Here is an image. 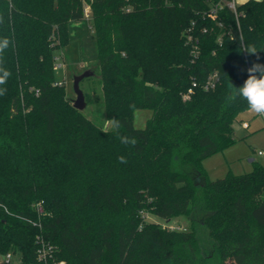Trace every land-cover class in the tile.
<instances>
[{
  "label": "trees",
  "instance_id": "obj_1",
  "mask_svg": "<svg viewBox=\"0 0 264 264\" xmlns=\"http://www.w3.org/2000/svg\"><path fill=\"white\" fill-rule=\"evenodd\" d=\"M0 15L15 44L0 97V252L35 261L44 241L61 264H264V165L211 180L203 164L238 140L248 110L226 102L228 78L239 87L264 64V0L236 11L226 0H0ZM84 20L106 118L135 145L58 84L69 27ZM249 43L262 50L248 55ZM137 109L153 111L145 128Z\"/></svg>",
  "mask_w": 264,
  "mask_h": 264
},
{
  "label": "rangeland",
  "instance_id": "obj_2",
  "mask_svg": "<svg viewBox=\"0 0 264 264\" xmlns=\"http://www.w3.org/2000/svg\"><path fill=\"white\" fill-rule=\"evenodd\" d=\"M227 1V0H226ZM240 5L246 0H235ZM89 21L74 22L69 27V33L73 38L71 43L60 55L55 71L56 79L62 81L67 92V97L71 100L76 98L73 87L74 77L87 70H93L94 74L85 78L81 82L84 92L91 95L92 100L87 101V106L82 112L98 126L107 128L108 119L105 115V104L103 91L98 85L97 67V42L94 33L89 30ZM151 109H137L134 114V126L142 129L147 125V121L152 117ZM249 124L246 128L243 123ZM235 136L238 139L235 144L228 147L223 152H219L204 160L203 164L211 180L225 177L229 172L233 174H243L253 171L254 162L264 165V155L259 151H264V117L245 112L242 115V122L234 124ZM149 221H156L161 225H168L169 228H189L190 219L186 215L174 217L166 221L157 216L150 215ZM229 264H232L229 262Z\"/></svg>",
  "mask_w": 264,
  "mask_h": 264
},
{
  "label": "clouds",
  "instance_id": "obj_3",
  "mask_svg": "<svg viewBox=\"0 0 264 264\" xmlns=\"http://www.w3.org/2000/svg\"><path fill=\"white\" fill-rule=\"evenodd\" d=\"M2 23H4V17L0 15V24ZM14 47V41L9 36H0V97L7 94L8 89L6 85L12 76L11 70L7 67L5 54ZM261 50L254 43L242 44V51L248 55H257ZM257 58L259 59L258 56ZM247 72V79L239 87L232 84L228 78L226 102L235 104L242 101L250 113L264 117V64L253 63L247 69ZM120 125L121 122L113 118L108 120L105 126L118 134L122 144L135 145V137L119 135ZM118 160L120 163H127V159L124 156H119Z\"/></svg>",
  "mask_w": 264,
  "mask_h": 264
},
{
  "label": "built area",
  "instance_id": "obj_4",
  "mask_svg": "<svg viewBox=\"0 0 264 264\" xmlns=\"http://www.w3.org/2000/svg\"><path fill=\"white\" fill-rule=\"evenodd\" d=\"M227 3L230 8L236 11V1L235 0H227ZM86 14L88 15L89 9L88 7L85 10ZM217 78V73H214L209 79L206 81L204 87L206 89L213 88L215 86ZM59 85H62L63 82L59 81ZM197 86V82L193 83V87ZM193 91V88L191 87L189 89L188 93H191ZM244 127H248L249 124L244 122ZM259 154L264 155V151H259ZM54 246L48 243H45L42 241L40 243V246L38 247L36 251V260L31 261L29 258L23 255V253L19 252L18 250H9L7 252H0V264H61L62 261H58L54 257Z\"/></svg>",
  "mask_w": 264,
  "mask_h": 264
},
{
  "label": "water",
  "instance_id": "obj_5",
  "mask_svg": "<svg viewBox=\"0 0 264 264\" xmlns=\"http://www.w3.org/2000/svg\"><path fill=\"white\" fill-rule=\"evenodd\" d=\"M93 74H94V71L90 69L74 77L73 87L76 93V98L72 100V103H73V106L80 111L85 109V107L87 106L86 96H85L83 89L81 88V82L82 80H84L85 78ZM251 160L253 161V159Z\"/></svg>",
  "mask_w": 264,
  "mask_h": 264
},
{
  "label": "crops",
  "instance_id": "obj_6",
  "mask_svg": "<svg viewBox=\"0 0 264 264\" xmlns=\"http://www.w3.org/2000/svg\"><path fill=\"white\" fill-rule=\"evenodd\" d=\"M254 160V159H253Z\"/></svg>",
  "mask_w": 264,
  "mask_h": 264
}]
</instances>
